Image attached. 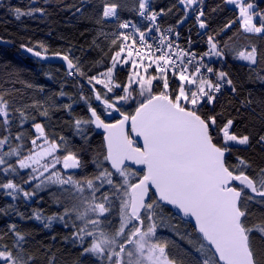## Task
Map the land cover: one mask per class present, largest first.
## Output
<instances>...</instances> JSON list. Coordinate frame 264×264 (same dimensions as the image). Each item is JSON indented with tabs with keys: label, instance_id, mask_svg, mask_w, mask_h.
<instances>
[{
	"label": "snow or ice",
	"instance_id": "snow-or-ice-1",
	"mask_svg": "<svg viewBox=\"0 0 264 264\" xmlns=\"http://www.w3.org/2000/svg\"><path fill=\"white\" fill-rule=\"evenodd\" d=\"M178 3L183 16L177 26L191 15L197 35L206 36V50L199 54L191 35L181 47L175 26L158 23L175 5L157 11L154 0H138L140 24L121 19L118 8L127 7L123 0H99L101 11L94 17L98 27L88 49H80L96 53L91 62L53 53L66 62L87 107V118H73L80 148L62 135H50L45 123L11 107L0 93V197L13 202L0 206V216L34 219L45 228L60 222L72 229L70 239L80 256L93 264H264V162L239 155L232 160L241 147L258 145L264 151V128L238 132L245 119L241 109L254 112V102L264 120V98L257 102L249 91L236 116L224 115V105L230 107L231 101L223 99L225 91L238 96L236 83L223 70L229 57L247 62L249 80L264 86V48L252 43L233 47L217 39L237 21L244 34L264 39V7L257 0H223L235 6L237 16L214 30L210 14L220 5L206 13L204 0ZM10 11L17 20L46 15L43 7ZM76 13L83 16L84 9L77 7ZM21 47L48 59L43 43L38 42L43 52ZM30 106L49 116L39 101ZM63 107L73 112L72 103ZM113 113L119 118L109 119ZM96 130H103V142L90 160L95 171L86 176L83 155L95 152L90 141ZM42 192L53 197L58 213L20 211L19 202L30 205ZM168 206L192 223L196 233L195 243L189 241L191 250L179 256L157 234L169 219L164 214ZM116 217L118 223L113 222ZM9 236L10 244L5 239ZM28 242L16 223L7 224L0 231V264H38ZM47 264H57L54 254L48 255Z\"/></svg>",
	"mask_w": 264,
	"mask_h": 264
},
{
	"label": "trees",
	"instance_id": "trees-1",
	"mask_svg": "<svg viewBox=\"0 0 264 264\" xmlns=\"http://www.w3.org/2000/svg\"><path fill=\"white\" fill-rule=\"evenodd\" d=\"M112 2H120V0H112ZM127 5L126 8L119 9L118 13L122 20H132L140 24L142 18L139 17L138 0H123ZM257 3L264 7V0H257ZM0 93H2L10 102L13 108H23L26 112L31 113L35 117L36 122L46 124L50 135L64 136L70 144L77 148L81 147V141L74 135L73 118H87L88 111L83 101L79 100V89L73 77L67 74L63 64L60 63H44L37 58L30 57L25 54L21 45L33 47L34 50L39 49L38 42L43 43L47 48V55L59 52L61 54H69L70 58L79 56L81 60L91 62L96 58L95 52H82L81 46L88 49V45L94 36V29L98 26L94 24L95 14L101 11L99 0H0ZM175 5V7H172ZM217 5L221 7L211 12V27L218 30L224 23L229 20L236 19L237 10L234 6L223 3V0H204L205 12L208 13L210 8ZM43 7L46 9V15L37 14L35 18L23 16L17 20L12 14L10 8L19 7L21 10ZM95 6V7H94ZM156 10L164 8L166 11L172 7V11L166 16H162L160 24L163 27L175 26V30L180 33L179 41L186 45L189 35H191L192 48L196 51L203 52L206 50V36H198L200 31L194 18L190 15L189 19L183 24L177 26V20L183 16V6L178 0H154ZM84 9V15L76 13V8ZM73 13H76L73 15ZM147 24V22H144ZM83 33V35H82ZM232 39H229V38ZM221 43L227 42L233 47H244L249 43L255 44L258 48H264V39L259 36L246 35L239 29V22L233 25L226 33H221L217 37ZM71 49V53L69 52ZM75 62V61H74ZM246 62L235 61L231 57L228 58L223 70L229 72L238 88V96H232L231 93L225 91L223 99L231 101V106L224 105V115L228 116L231 112L232 116H236L235 109L240 107L239 101L243 99L249 91L258 102L264 98V86L253 83L249 80V69L245 66ZM261 67L264 68V62ZM95 69H93L94 71ZM26 84L41 86L43 91L38 88H29ZM63 89L68 95L61 97L59 92ZM84 95H89L88 89H84ZM33 101H39L49 112L48 117L40 114L38 107H31ZM72 103L73 112L69 114L64 105ZM55 105L56 107H50ZM255 111H245L241 109V114L245 117L238 127V132L244 133L251 131L259 133L264 128V120L261 119V107L254 102ZM219 110V108H218ZM114 114V118L118 119V115ZM18 115V114H17ZM31 119V117H30ZM239 119V117H237ZM28 128V125H25ZM15 131V129H13ZM103 142V134L96 132L90 141L91 147L95 152H86L83 160L86 161V167L83 169V175H90L95 171L90 160L94 155H98L101 151ZM243 156L257 164L264 162V151L260 146H253L249 150H240L233 152V163L235 156ZM79 178V177H77ZM42 197V199H40ZM40 197L25 205L23 201L20 211L30 215L33 210H41L44 215L51 216L58 213L60 209L53 202V197L47 193H40ZM7 203H13L10 198L0 197V206ZM164 214L169 219L163 227L165 230L158 233L164 240L169 243V251H174L176 255H180L183 250H191L190 239L195 243V230L185 221L181 220L175 213L166 207ZM118 217L114 219V223H118ZM16 223L20 229L28 234L29 242L26 246L28 252L37 257L38 264H47L49 254H54L57 264H93L91 259H85L80 256V249L71 242V228H65L60 222L53 221L49 228H45L40 221L34 219L20 220L19 217L0 216V231L5 230L7 224ZM175 225V228H173ZM184 233H190L191 237L183 236ZM183 237V238H182ZM6 241L10 244L11 238L6 237Z\"/></svg>",
	"mask_w": 264,
	"mask_h": 264
},
{
	"label": "water",
	"instance_id": "water-1",
	"mask_svg": "<svg viewBox=\"0 0 264 264\" xmlns=\"http://www.w3.org/2000/svg\"><path fill=\"white\" fill-rule=\"evenodd\" d=\"M23 51H24L25 54L29 55L30 57L37 58V59H39L40 61H42L44 63H60V64H63V66H64V68L66 70V62L62 61L61 58L58 57V56L48 55V59H42V58H38V57L34 56L32 53L27 52L26 49H23ZM112 118H113V116L110 117L109 119H112ZM97 131L103 134V130H97ZM135 167L138 168L139 166H135ZM168 208L171 209L175 213V209L174 208H172L171 206H168ZM189 224L193 227L192 223H189Z\"/></svg>",
	"mask_w": 264,
	"mask_h": 264
},
{
	"label": "built area",
	"instance_id": "built-area-1",
	"mask_svg": "<svg viewBox=\"0 0 264 264\" xmlns=\"http://www.w3.org/2000/svg\"><path fill=\"white\" fill-rule=\"evenodd\" d=\"M157 11H159V10H157ZM160 19H161V17L158 18V23H160ZM179 43H180L181 47H184V46H185V45L182 44L180 41H179ZM197 53L199 54V53H201V52H200V51H197Z\"/></svg>",
	"mask_w": 264,
	"mask_h": 264
},
{
	"label": "rangeland",
	"instance_id": "rangeland-1",
	"mask_svg": "<svg viewBox=\"0 0 264 264\" xmlns=\"http://www.w3.org/2000/svg\"><path fill=\"white\" fill-rule=\"evenodd\" d=\"M231 6H233V5H231ZM235 7V6H234ZM243 62V61H242ZM247 63V62H246ZM55 222H58V221H55ZM165 229L164 228H159L158 227V229H157V234L159 233V232H161V231H164Z\"/></svg>",
	"mask_w": 264,
	"mask_h": 264
},
{
	"label": "flooded vegetation",
	"instance_id": "flooded-vegetation-1",
	"mask_svg": "<svg viewBox=\"0 0 264 264\" xmlns=\"http://www.w3.org/2000/svg\"><path fill=\"white\" fill-rule=\"evenodd\" d=\"M112 119H115V118H114V114H113V118H112Z\"/></svg>",
	"mask_w": 264,
	"mask_h": 264
}]
</instances>
